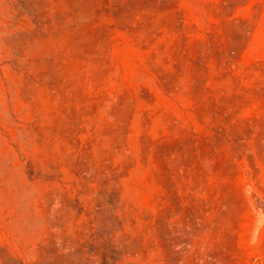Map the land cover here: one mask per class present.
Listing matches in <instances>:
<instances>
[{
  "label": "rangeland",
  "instance_id": "1",
  "mask_svg": "<svg viewBox=\"0 0 264 264\" xmlns=\"http://www.w3.org/2000/svg\"><path fill=\"white\" fill-rule=\"evenodd\" d=\"M15 8L0 264H264V0Z\"/></svg>",
  "mask_w": 264,
  "mask_h": 264
},
{
  "label": "bare ground",
  "instance_id": "2",
  "mask_svg": "<svg viewBox=\"0 0 264 264\" xmlns=\"http://www.w3.org/2000/svg\"><path fill=\"white\" fill-rule=\"evenodd\" d=\"M15 7H18L19 8V0H0V24L1 23H5L8 19L9 20H11L10 19V17L12 16V14H14L15 13V11H16V8ZM17 12V11H16ZM19 14V13H18ZM18 14H15V15H18ZM14 15V16H15ZM18 17V16H17ZM12 18H14V17H12ZM16 20H18L17 18H15ZM15 19H12V20H14V23H15ZM23 19V18H22ZM25 19V18H24ZM28 21V20H27ZM10 22H8V24H9ZM6 24V23H5ZM4 24V25H5ZM2 25V24H1ZM17 25V24H16ZM3 26V25H2ZM14 27H15V24L13 25ZM10 27V24H9V26H8V28L10 27V29L12 28H14V27ZM5 28H7L6 27V25L4 26ZM3 27V28H4ZM17 28V27H16ZM0 30H1V27H0ZM5 31H7V30H5ZM9 31V30H8ZM11 32V31H10ZM2 33L0 32V35H1ZM0 44H2V43H0ZM11 53V52H10Z\"/></svg>",
  "mask_w": 264,
  "mask_h": 264
}]
</instances>
